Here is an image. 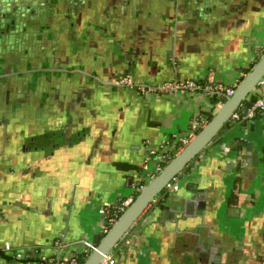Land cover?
Wrapping results in <instances>:
<instances>
[{"label":"crops","instance_id":"0c3cea01","mask_svg":"<svg viewBox=\"0 0 264 264\" xmlns=\"http://www.w3.org/2000/svg\"><path fill=\"white\" fill-rule=\"evenodd\" d=\"M117 9L107 27L128 54L66 61L48 86L55 98L33 103L36 119L0 129V264L7 246L52 256L61 240L70 256L83 251L82 240L97 243L108 223L100 209L130 201L145 183L147 141L155 147L190 130L222 104L202 92L140 85L196 79L235 87L264 54V0H139ZM126 75L134 85L114 83ZM227 126L222 142L196 158L187 186L142 213L131 243L116 248V264L206 259L193 233L209 229L233 248L227 264H264V122Z\"/></svg>","mask_w":264,"mask_h":264},{"label":"flooded vegetation","instance_id":"af4514ba","mask_svg":"<svg viewBox=\"0 0 264 264\" xmlns=\"http://www.w3.org/2000/svg\"><path fill=\"white\" fill-rule=\"evenodd\" d=\"M137 1L0 0V129L36 119L33 103L55 98L56 89L48 86H56L66 61L79 63L84 54L112 50L128 54L116 27L111 33L107 26L117 7Z\"/></svg>","mask_w":264,"mask_h":264},{"label":"built area","instance_id":"2783aa9c","mask_svg":"<svg viewBox=\"0 0 264 264\" xmlns=\"http://www.w3.org/2000/svg\"><path fill=\"white\" fill-rule=\"evenodd\" d=\"M117 82L119 85H134V81L130 77V75L121 77L120 79H118ZM235 88L236 86H228L223 82H202L196 79H175L165 81L159 85L154 86H139V89H141L143 92L180 90L182 92L190 93L202 92L210 98L215 94H224L226 97H228L234 93ZM254 96L255 99L249 106L243 105L231 115L229 123H231L232 125H239L247 122H264V76L256 86ZM245 110L247 111L245 112ZM209 120L210 119L208 116L197 118V121L194 123L195 125L190 130L181 133L176 132L172 134V137L170 139L160 142L155 147H150V142L147 141L148 154L143 164L145 183L139 185L136 184L134 186L135 192L139 193L142 188L163 168L161 166V163L165 161L168 162L177 153H179ZM201 154L202 152L199 153L190 163H188L187 166L181 172H179L175 177H173V179L166 185L164 191L158 197H167L177 191L179 186L183 183L185 177L189 174L191 166L195 164L196 158L200 157ZM133 199L134 196L130 201L127 200L125 202H122L121 204L112 206L111 208H101L100 212L103 214V216L108 222L113 224L123 213V211L128 207V205L133 201ZM153 202L148 207L154 204ZM139 218L122 236L119 243L103 255L102 259L99 261L98 264H116V248L121 244L131 243V237L135 234L136 229L139 227ZM80 243L81 245H83V251L80 253L85 254L86 258L93 250L97 249L98 245V243L88 240H82L80 241ZM68 245L69 244L65 243L64 241H57L53 246L55 253L52 256L41 255V260L36 264H42L44 262H47L48 264H82L79 263L78 259L76 258L78 253L70 256H64L61 254V251ZM31 251L32 249L30 248L26 251H23L20 249H12L10 246H7L3 250V252L8 254L6 257L7 259L5 264H32L31 260L26 261V258H29L33 253Z\"/></svg>","mask_w":264,"mask_h":264},{"label":"water","instance_id":"95a60500","mask_svg":"<svg viewBox=\"0 0 264 264\" xmlns=\"http://www.w3.org/2000/svg\"><path fill=\"white\" fill-rule=\"evenodd\" d=\"M264 76V54L257 60L253 67L243 77V79L236 85L234 93L228 97L220 105L217 111L213 114L210 120L201 128V130L192 138V140L142 188L137 194L134 200L123 211L115 223L107 230L106 234L102 237L97 245V249L93 250L82 264H98L103 255L109 250L114 248L122 238V236L130 229L133 223L142 215L147 207L164 191L166 185L181 172L188 163H190L199 153H201L210 144H219L222 142L221 137L228 129L231 115L244 105V102L255 93V88L259 81ZM247 110H245L246 112ZM247 148L249 150L248 165L252 164V144L248 143ZM240 155V154H239ZM238 157V156H236ZM238 158L234 160L237 163ZM189 178V177H188ZM188 178L183 181L174 194L187 186ZM200 195L197 194V200H200ZM202 208V206H196ZM204 213L197 212V216H203ZM194 236H198L196 241L198 248L196 252L202 249L203 252H209L210 257L203 258L193 257L190 254V258L187 260L189 264H227L228 258L231 259L230 253L233 248L224 241L221 236H217V232L214 230L203 234L193 233ZM203 236H207L203 240ZM182 237L184 235L182 234ZM204 243L202 246L201 243ZM183 259H181L182 261ZM208 263H202V262ZM187 264V263H185Z\"/></svg>","mask_w":264,"mask_h":264},{"label":"trees","instance_id":"16d2710c","mask_svg":"<svg viewBox=\"0 0 264 264\" xmlns=\"http://www.w3.org/2000/svg\"><path fill=\"white\" fill-rule=\"evenodd\" d=\"M246 71H247V70H246ZM254 99H255V96H251L250 99H248V100H246V101L244 102V106H249V105L253 102ZM210 100H211L212 103H218V102L223 103V102L226 100V96H225L224 94H215V95L211 96ZM211 117H212V116H211ZM244 145H245V143H244L243 141L240 140V148H243ZM166 164H167V161L162 162V163H161V166L164 167ZM112 225H113V224L110 223V222L107 223V226H106V228H105L106 230H105L104 232H102L101 234H99V235L96 237V242H97V243L100 242V240L102 239V237L106 234L107 230H108ZM76 258L78 259L79 263H83V262L85 261V259H86V256H85V254H83V253H78ZM27 260H31V261H32V264H36V263H38V262L41 260V258H40V255H36V253H32L31 256H30L29 258H26V261H27ZM42 264H48V263H47V262H44V263H42Z\"/></svg>","mask_w":264,"mask_h":264}]
</instances>
